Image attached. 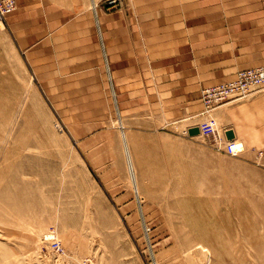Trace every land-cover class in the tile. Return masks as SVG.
I'll list each match as a JSON object with an SVG mask.
<instances>
[{"label": "rangeland", "instance_id": "obj_1", "mask_svg": "<svg viewBox=\"0 0 264 264\" xmlns=\"http://www.w3.org/2000/svg\"><path fill=\"white\" fill-rule=\"evenodd\" d=\"M94 1L58 3L70 15L33 47L0 24V264H264V144L240 137L231 158L211 133H186L202 110L112 96L113 43L142 57L143 13L240 3ZM48 231L62 255L41 244Z\"/></svg>", "mask_w": 264, "mask_h": 264}, {"label": "crops", "instance_id": "obj_2", "mask_svg": "<svg viewBox=\"0 0 264 264\" xmlns=\"http://www.w3.org/2000/svg\"><path fill=\"white\" fill-rule=\"evenodd\" d=\"M71 1L77 0H18L16 11L6 18V25L13 32L22 33L23 43L33 47L43 35H52L63 27L64 19L70 14L58 3ZM200 1L205 0L197 2ZM211 1L214 0H206ZM38 2L45 6L40 7ZM223 2L240 3V7L234 12L230 8L212 11L208 6L206 10L192 9L184 15L167 9L143 13L142 57L130 64L133 55L128 51L138 46L129 38L126 42L113 43L110 72L115 74L112 80L115 93L112 91V96L118 92L120 98H127L134 107L164 101L176 114L199 113L203 109L200 101L203 88L233 80L237 66L247 69L263 66L264 0ZM93 11L96 14V9ZM232 17L238 19L234 22L237 28H231V21L224 20ZM27 18L35 21L33 26L27 27ZM231 75L233 78H228ZM225 106L223 127L232 130L238 141L243 138L247 145L264 144V91Z\"/></svg>", "mask_w": 264, "mask_h": 264}, {"label": "built area", "instance_id": "obj_3", "mask_svg": "<svg viewBox=\"0 0 264 264\" xmlns=\"http://www.w3.org/2000/svg\"><path fill=\"white\" fill-rule=\"evenodd\" d=\"M18 0H0V24L5 22V18L14 13L17 9ZM122 0H105L104 4L108 7L120 4ZM264 91V65L258 68L243 69L237 71L234 79L220 85L203 88L200 91V101L203 106L201 113L197 116L205 118L203 125L197 126L200 135L210 134L216 138V147L226 156L237 158L245 151L243 144L236 141L226 142V128L217 130L213 121V113L216 109L227 104L240 102ZM190 129V128H188ZM188 130H186L187 133ZM147 233V230H146ZM41 244L47 245L51 252L60 256L63 254L58 236L54 231L45 232L40 238ZM81 264H89L88 260Z\"/></svg>", "mask_w": 264, "mask_h": 264}, {"label": "water", "instance_id": "obj_4", "mask_svg": "<svg viewBox=\"0 0 264 264\" xmlns=\"http://www.w3.org/2000/svg\"><path fill=\"white\" fill-rule=\"evenodd\" d=\"M187 133L189 137H196L199 135V130L197 127H193V128L188 129ZM225 138L228 141L234 139V134L230 129L225 132Z\"/></svg>", "mask_w": 264, "mask_h": 264}, {"label": "bare ground", "instance_id": "obj_5", "mask_svg": "<svg viewBox=\"0 0 264 264\" xmlns=\"http://www.w3.org/2000/svg\"><path fill=\"white\" fill-rule=\"evenodd\" d=\"M231 131H232V130H231ZM232 132H233V131H232ZM233 134H234V132H233ZM199 135H200V134H199ZM199 135H198V136H199ZM235 139H236V137H235V135H234V139H233V140H230V141H234ZM226 141L229 142L227 139H226ZM236 143H238V144H242V143H240L239 141H238V142L236 141Z\"/></svg>", "mask_w": 264, "mask_h": 264}]
</instances>
